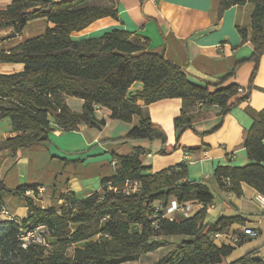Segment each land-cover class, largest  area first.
<instances>
[{
	"label": "trees",
	"instance_id": "trees-1",
	"mask_svg": "<svg viewBox=\"0 0 264 264\" xmlns=\"http://www.w3.org/2000/svg\"><path fill=\"white\" fill-rule=\"evenodd\" d=\"M107 1L109 4L102 6L94 0H13L0 9V30L12 29L16 35L35 19L44 18L54 25L8 50H0V62L23 65L22 71L0 73V117H9L16 132L5 140L12 157L22 147L48 141L50 118L69 131L77 130L79 125H104L105 120L96 119L97 106L110 109L112 119L132 122L139 117L125 137L103 142L159 139L165 145V130L143 112L138 102L148 105L167 98L182 99L180 114L174 119L178 140L195 123L220 117L219 123L208 131L211 132L220 128L224 116L256 88L253 80L264 54V0H219L218 18L232 7L253 6L250 24L236 25L241 42L250 41L253 46V53L246 60L254 62V69L244 93L237 83L224 84L245 60L235 63L233 70L214 83L216 88L211 90L209 84L190 81L182 66L169 60L164 52L149 50L148 41L130 31L113 29L98 38L73 39L72 32L81 31L98 19H118L115 0ZM137 81L142 82V90L130 93ZM64 94L82 98V111H71L64 103ZM46 108L55 110L57 116L52 117ZM247 110L254 118L244 140L251 162L245 166H217L210 177L200 180L189 179L185 162L153 173L141 161L146 152L143 148L124 155L113 153L117 167L113 175L102 178L99 191L83 198L68 192L58 207L38 206L33 197L26 195L28 190L37 193L36 184L9 189L0 180V212L10 195L26 199L28 207L22 220L0 217V264H121L164 245L153 237L175 235L187 239L154 264L220 263L235 247L217 244L213 233L232 224L244 225V217H221L211 225L205 223L206 209L202 208L190 217L173 221L159 216L157 228L151 215L157 204L165 208L173 199L180 203H213V186L218 192L241 197L246 183L264 194V109ZM172 149L163 148L161 152ZM134 182L139 183L135 191L127 186ZM39 224L47 227L48 246L32 244L23 248L18 239L20 227ZM229 264L264 262L248 253Z\"/></svg>",
	"mask_w": 264,
	"mask_h": 264
},
{
	"label": "crops",
	"instance_id": "crops-1",
	"mask_svg": "<svg viewBox=\"0 0 264 264\" xmlns=\"http://www.w3.org/2000/svg\"><path fill=\"white\" fill-rule=\"evenodd\" d=\"M13 0H0V9H5ZM59 1V0H52ZM96 4L105 6L107 0H94ZM219 0H115L118 19L104 17L96 20L81 31H74L71 37L75 40L101 37L105 32L113 29L127 30L148 41V49L155 52H164L165 56L185 69L190 81L214 90L220 78L229 74L235 63L245 60L237 68L235 75L224 85L237 83L241 93L247 90L254 62L249 59L253 53L250 41L242 43L236 25H249L253 6L246 4L235 6L226 10L218 18ZM41 22L33 33H44L47 27L54 25L44 18L35 19ZM31 21L27 24L29 26ZM39 26V27H38ZM25 28V29H26ZM24 29V30H25ZM23 30V32H24ZM13 32L12 29L0 30V50H8L24 39L35 37L16 35L13 38L3 39L5 35ZM23 70L19 63L0 62V73H14ZM249 98L228 112L220 128L208 132L220 121V117H212L195 123L193 129H186L177 139L174 119L180 114L182 99L167 98L155 101L148 105L139 101L143 112L151 120L160 125L167 134V142L159 139H135L122 143L103 142L125 137L131 128L138 122L134 117L132 122H125L110 117L111 110L106 107H96V119L105 120L104 125H79L77 130H65L56 125L50 118L52 130L46 142L38 143L17 150L16 157L9 154L5 140L16 135L12 130L9 117H0V180L9 188L15 189L19 185L36 184L37 193L28 190L26 195L33 197L34 203L41 207L55 206L50 204L52 199L61 204V197L73 192L78 198H83L92 192L99 191L104 177L113 175L115 166L110 162V169L106 167L91 173L69 170L60 177L55 167H46L48 157L69 158L82 162V170L89 159L95 158L104 150V153L124 155L135 148H143L146 152L141 161L151 167L153 173L162 169L176 166L182 162L187 165V174L191 180H200L210 177L215 168L221 165L245 166L251 161L248 158L244 140L247 131L254 122L248 108L255 112L264 109V54L261 57L258 71L254 77ZM143 88L142 82H135L129 89L130 93H137ZM64 103L73 112H81L84 100L70 95H63ZM216 111L217 107L213 106ZM168 153H162L163 148H172ZM109 156L106 155L105 159ZM89 164L105 163L106 160ZM52 181L53 186L48 187L43 181ZM214 185V184H213ZM215 195L213 208L206 211L204 221L215 224L221 217L240 215L246 219L244 225L232 224L221 230L219 240L216 242L231 244L233 252L218 264H229L240 257L251 255L264 262V206L256 201L255 196L260 194L256 189L243 184V195L237 197L233 193L218 192L216 186L212 188ZM16 198V200H14ZM20 197L10 195L6 198V207L18 209ZM41 202V204H38ZM48 202L47 205L44 203ZM11 213V212H10ZM28 207L25 206V214ZM2 218V217H1ZM5 219V218H2ZM245 228L257 232L252 237L244 233ZM187 236H159L154 241H163L164 245L157 249L171 246L169 251ZM239 247V251H236ZM156 249V250H157ZM153 251L143 253L140 258L121 264H154L159 259H153ZM236 252V254H235ZM163 257V256H162Z\"/></svg>",
	"mask_w": 264,
	"mask_h": 264
},
{
	"label": "built area",
	"instance_id": "built-area-1",
	"mask_svg": "<svg viewBox=\"0 0 264 264\" xmlns=\"http://www.w3.org/2000/svg\"><path fill=\"white\" fill-rule=\"evenodd\" d=\"M112 164L117 167L116 161L112 160ZM127 186L132 187L135 191L137 187H139L138 182L127 184ZM28 193V192H27ZM256 201L261 206H264V194H257L255 196ZM63 203V200H61ZM205 208L206 211H210L213 208V203L205 204L202 201L195 202H186L180 203L177 200H171L165 208H161L159 204L156 205L151 218L154 219V225L158 228L157 219L159 216L162 218L168 219L170 221L181 219L185 217H190L194 210H199ZM0 217L5 219L15 220V217L12 213L7 209L6 206H3L0 212ZM18 239L23 248H27L29 245L38 244L41 246H48L47 241V227L43 224L36 225L34 227H23L21 226L19 229ZM244 233L249 236H256L257 232L251 228H245ZM220 238V234L218 232L213 233V239L217 242Z\"/></svg>",
	"mask_w": 264,
	"mask_h": 264
},
{
	"label": "rangeland",
	"instance_id": "rangeland-1",
	"mask_svg": "<svg viewBox=\"0 0 264 264\" xmlns=\"http://www.w3.org/2000/svg\"><path fill=\"white\" fill-rule=\"evenodd\" d=\"M250 15H247V18H249ZM39 23L41 22H36L35 20H32L31 23L29 24V26L24 30V32L22 33L23 35L22 36H28L29 34H35V35H32V36H37L39 35L40 33H33V28L34 30L37 29V26ZM39 27V26H38ZM28 38V37H27ZM167 142V140H166ZM101 153L100 155H97L95 158L93 159H89L86 163H85V168L82 170V168L80 167L82 162H79V161H76L75 159H71L69 158L68 161L62 159L64 158V156H60L61 158H53V157H48L47 159V165L46 167H50V168H53L55 167V169H57V175L60 177L65 171L69 170L70 172H76V171H83L85 173H91L94 171H97L98 169H104L105 167L109 170L110 168V162H111V159H112V154L111 153H104V150L102 151H98V153ZM106 155H108L109 157L106 158L107 161H105V163H99L98 165L97 164H89V163H92V162H100L101 160H104ZM105 159V160H106ZM116 167L115 168H112L111 167V170H114L115 171ZM46 185H48V187L50 186H53V183L52 181H43ZM16 200V198L14 199ZM20 205V207L16 210H13V207L11 209V205H8L7 206V209L13 214V216L17 219V220H22L23 218V215L25 214V206L27 204V201L26 199L20 197V199L17 200ZM58 201L54 199H52V201L50 202V204L52 205H55L56 207H58ZM38 204H41V202H38ZM45 205L48 204V202L44 203ZM196 210H194L192 212V214L195 212ZM74 246H72L68 251L70 252L72 249H73ZM171 246H168V247H165V248H162V249H157L153 252V259L151 260H155V259H159L161 258L162 256H164L165 254H167L169 252V249H170ZM239 247H237L236 251H239ZM236 254V252H235Z\"/></svg>",
	"mask_w": 264,
	"mask_h": 264
},
{
	"label": "water",
	"instance_id": "water-1",
	"mask_svg": "<svg viewBox=\"0 0 264 264\" xmlns=\"http://www.w3.org/2000/svg\"><path fill=\"white\" fill-rule=\"evenodd\" d=\"M16 35L15 32H11L7 35H5L4 37H2L3 39H9V38H13L14 36ZM46 110L49 112V114L52 116V117H56L57 116V112L51 108H46Z\"/></svg>",
	"mask_w": 264,
	"mask_h": 264
}]
</instances>
